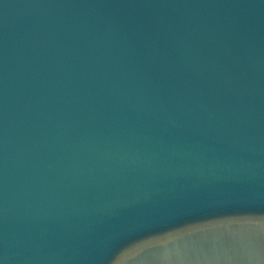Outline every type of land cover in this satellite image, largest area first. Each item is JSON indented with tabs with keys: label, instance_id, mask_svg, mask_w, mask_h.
I'll return each instance as SVG.
<instances>
[{
	"label": "water",
	"instance_id": "obj_1",
	"mask_svg": "<svg viewBox=\"0 0 264 264\" xmlns=\"http://www.w3.org/2000/svg\"><path fill=\"white\" fill-rule=\"evenodd\" d=\"M0 264H264V0H0Z\"/></svg>",
	"mask_w": 264,
	"mask_h": 264
}]
</instances>
